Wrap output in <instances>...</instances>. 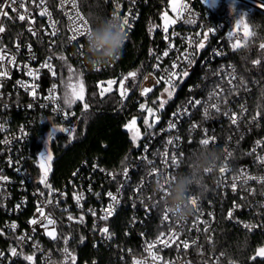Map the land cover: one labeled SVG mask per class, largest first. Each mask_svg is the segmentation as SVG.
Wrapping results in <instances>:
<instances>
[{"label": "built area", "instance_id": "built-area-1", "mask_svg": "<svg viewBox=\"0 0 264 264\" xmlns=\"http://www.w3.org/2000/svg\"><path fill=\"white\" fill-rule=\"evenodd\" d=\"M106 1L110 5L109 18L113 16L117 4L120 5L121 16L128 15L131 10L129 16L131 30L128 31L123 49L140 18L142 6L151 2L159 4L157 15L161 20V42L153 50L150 64L136 91L137 95L145 100L143 104L156 108L154 104H148L146 101L148 102L157 88L161 87L158 97L164 93L167 85L163 81L157 84L156 80L165 77L166 70L171 69L174 62L178 63V68L172 69L173 71H187L189 75L176 82V91L172 99L183 84L187 85V92L183 101L168 112L163 122L160 121L156 127L142 136L136 143L135 154L120 170L106 168L97 162L88 166L84 160L86 168L83 170L78 167L73 170L72 177L67 182L56 187L48 182L52 189L50 191L43 184L39 185L33 176V168L35 164L40 167L41 153H45L46 149L44 146L40 148V143L50 141L49 134L53 128L59 124L70 125L77 117L76 109L68 108L62 101L56 58L67 53L82 70L105 72L119 61L122 53L116 60L99 68L89 65L83 55L86 36L79 37L77 41L69 40L72 35L71 22L65 13L71 6L66 5L62 10L59 6L60 0H47L52 18L58 21V34L55 37L47 34L51 32L49 18L39 15L40 9L32 3V0H24V2L34 23L29 24L28 19L24 21L16 19L17 13L10 10L9 16L12 19L0 17V25L5 28V32L0 33V47L5 48L7 54L14 56L16 61L15 66L9 64L7 60L2 62L8 76L0 78V176L8 178L6 181L0 180V253L4 254L0 256V264H63L50 247V243L56 239L53 240L46 235L40 224L29 223L33 218H39L38 205L43 206L45 213H50L56 221L54 227L57 238L61 224L79 226L85 231L91 244L107 247L117 245L116 234L111 230V219L123 206H130L134 210L133 220L130 227L126 229V233L128 236H131V233L137 235L138 247L132 245L125 251L122 249L120 255L121 258L129 257L131 264H134L137 259L147 257L146 242L156 240L160 233H169L170 229L179 233L180 240H188L190 243L192 240H196L197 243L187 250H184L182 246L178 249L175 244L171 247L157 245L158 254L165 261H171L173 264H220L226 255L225 250L216 246V230L222 216L243 230L264 233V185L256 181H249L243 187L238 185L236 192H233L229 186L232 177L237 175L241 169L246 170L250 175L264 176V165L259 164L256 159L257 156H264V143L260 146L256 144L258 140L264 142V138L254 135V128L261 126L264 114L259 110L261 118L252 123L248 122L257 111L250 106L251 93L255 83H251L243 75L232 58L242 48L234 50L232 45L237 41L243 43L244 37V28L242 25L237 28V22L243 19L247 23V15L253 12L264 14V0H215L214 6H210L211 0H135L134 3H131L130 0ZM38 2L39 0H37ZM222 2L231 8L228 13L220 10ZM78 3L79 11L83 14L79 0ZM174 4L176 10L173 9ZM185 5L186 7H184ZM20 11L22 13L23 9ZM165 13L168 16L167 32L164 30L163 16ZM133 17L135 18L133 19ZM89 26L92 27L90 22ZM29 27H32L37 35H32L28 31ZM251 31L253 30L251 29ZM51 41H55V43L51 44ZM199 43H203L204 47L199 48ZM17 44L19 48H17ZM29 45H31V50H29ZM81 45H83L82 48ZM164 52H167L168 55L165 56ZM185 53L192 56V63L189 64L183 59ZM49 56L53 57L51 63L56 72L55 76L48 68L40 67ZM24 65H28L32 69H39L38 79L33 80V77L28 76V68H25ZM197 66L201 69L198 81L189 83L188 80ZM229 66L235 67L237 76L244 78L247 87L241 88L237 93L231 95L226 91L227 105L221 104L220 112L211 110L209 117L205 118L204 107L216 86L220 85L225 90L230 87L227 84L229 78L227 73L231 71ZM145 76L149 78L146 80ZM222 76L223 79H221ZM18 81L27 85L34 84L36 95L33 96L31 88L22 87ZM109 81L115 80L105 79L97 82L99 94L102 90L109 89ZM233 83L236 84L238 81H233ZM53 84L56 85L54 95L58 98L57 100L48 98ZM115 85L116 81L111 84L110 90L100 96L104 97L115 88ZM145 87L153 89L147 96L141 95V90ZM164 98L167 99L166 94H164ZM192 99L200 100L201 105H190L189 101ZM241 104L247 107V112L237 127L231 124L229 117L224 115V112L239 113ZM54 108L59 110L54 111ZM139 109H141V105ZM184 109H187V114L184 113ZM177 112H180L181 115L173 117V113ZM161 113L157 115L160 116ZM170 121L177 125L171 131L168 130ZM149 122H153V118ZM193 124H197L198 127L192 129ZM183 128L187 129L188 138L186 140L200 141L205 137V130L209 137L216 138L215 143H210L207 147H212L214 152L217 149L221 151L220 154L217 153L219 160L216 167L208 173L215 180L217 192L207 198L189 194L190 197L197 198L199 210H194L182 222H177L176 218L168 212L169 219L165 221L163 216L167 211L168 198L163 189H156V182L158 178L164 176L178 175L181 163L178 168L171 165L166 166L162 163V154L165 151L170 154H182L185 143ZM54 135L55 133L52 134V138ZM176 136L180 137L177 143L173 145L166 143ZM246 141L249 144L246 148L247 156L244 157L245 159L237 161L235 148H239ZM225 149L232 153V156L227 160H225L227 156ZM253 149H255L254 152ZM142 157L153 161V165H149L147 160ZM180 159L182 161V155ZM225 163L229 171L221 174L219 168ZM153 166L159 168L158 175H149ZM125 168L128 169L127 175L124 174ZM247 189H255V192L250 194ZM109 192L118 196L119 203L114 205V214L104 220L101 219L105 214L104 209L113 203L108 196ZM74 194L83 195V199L80 201L82 207L77 205L73 198ZM48 200H51L52 203L48 204ZM234 204L239 207L233 212V218L228 219V212ZM89 210H93L95 215ZM158 210L160 211L158 226L153 231L146 221L153 216L154 211ZM208 213H212L213 216L210 217ZM69 214L75 218L83 215L84 222L69 221L67 218ZM198 221H207L211 225L209 232L205 233L203 231L205 225ZM13 223L17 226L15 229L11 227ZM244 224L256 225V227L249 230L244 227ZM104 227L109 229L110 239L100 231ZM22 236L26 239L20 240L19 237ZM209 236L211 242H209ZM12 248H16L19 255L12 256ZM27 255L34 257L33 262L24 259ZM89 264H98V262L94 260ZM148 264H152L150 259ZM234 264L241 263L236 261Z\"/></svg>", "mask_w": 264, "mask_h": 264}, {"label": "trees", "instance_id": "trees-1", "mask_svg": "<svg viewBox=\"0 0 264 264\" xmlns=\"http://www.w3.org/2000/svg\"><path fill=\"white\" fill-rule=\"evenodd\" d=\"M79 1L81 10L92 27L101 19L110 17V5L106 0ZM158 8L157 2L142 6L140 18L119 61L105 72L82 70L67 53L61 54L66 58V63L59 59L61 55L56 58L63 103L65 83L69 77L68 65L76 73H83L85 91L84 101H77L70 107L77 111L76 120L69 125V128L75 129L73 136L69 137L68 133H57L50 141L40 143V148L48 145L51 150V171L48 174V182L53 187L67 182L76 168L81 167L84 170L86 168L84 160L88 166L97 162L106 168L120 170L136 152V144L131 139L132 133L125 127L133 118L136 119V126L140 129L142 136L149 131L144 124L145 111L139 109L145 100L137 95L136 91L150 64L153 50L161 42L162 31L161 20L157 15ZM220 8L226 13L231 10L223 2L220 4ZM247 23L255 36L248 42V47H242L232 58L243 75L251 83H255L251 93V108L260 110L264 114V50L259 48V44L264 42V14L260 12L248 14ZM256 59L261 60L260 65H253L252 61ZM200 70V67L197 66L188 80L189 83L198 81ZM129 72H136L137 76L135 79L129 77L123 82L127 95L122 99L120 95L121 80ZM105 79H114L116 85L113 90L101 97L96 84ZM160 92L161 87L154 91L146 103L153 104V99L156 100ZM186 92L187 85L183 84L178 89L176 96L165 105L158 123L163 122L168 112L183 101ZM84 103L89 105L87 111L83 109ZM154 105L158 107V104ZM53 122L55 123V120ZM224 124L226 125L225 122ZM182 131L185 135V143L182 148V161L178 175L189 173V163L193 154L202 149V145L196 139L186 140L188 138L187 129L183 128ZM254 135L264 138V115L261 126L254 128ZM248 145L246 141L239 148H235L237 161L247 156ZM208 149L214 151L212 147H208ZM220 152V149L216 150V153L220 154ZM41 174V167L35 164L33 176L39 185H41L39 183ZM216 192L217 187L213 176L201 172L190 186L188 195L195 194L207 198ZM133 213L134 210L130 206H123L111 219V230L116 234L117 245L115 246L107 247L100 244L94 246L81 227L61 224L58 238L50 243V247L63 264H65L63 252L65 247L75 255V264H89L94 260H97L98 264H131L129 257L121 258L120 254L122 249L125 251L129 246L138 247L137 235L131 233V236H128L126 233V229L130 227L133 220ZM159 214V210L154 211L153 216L146 221L153 231L158 226ZM221 218L216 230V246L225 250L226 255L220 264H234L236 261L241 264H264V257L256 256L255 259H252L257 250L264 247V233L248 232L225 220L223 216ZM65 237H68L67 244L64 241ZM68 264L71 262L68 261Z\"/></svg>", "mask_w": 264, "mask_h": 264}, {"label": "snow or ice", "instance_id": "snow-or-ice-1", "mask_svg": "<svg viewBox=\"0 0 264 264\" xmlns=\"http://www.w3.org/2000/svg\"><path fill=\"white\" fill-rule=\"evenodd\" d=\"M131 3H134L135 0H130ZM32 3H34L36 5L37 8L40 9L39 11V15L40 16H47L49 18V27L51 28V32L47 33L48 35L55 37L58 34V28H57V24L58 21L54 20L52 18V12L49 10L48 6H47V0H39V2L37 3V0H32ZM17 5H19V7H17ZM66 5H70V9L68 12L65 13V15L67 16L68 20L71 22L70 23V31L72 32V35L69 37L70 41H77L79 37H83L86 36V34L91 31V27L89 26V20L88 18H86L80 11H79V3L78 0H60L59 2V6L60 8L63 10L64 7ZM215 5V0H211V5L210 6H214ZM186 7V5L184 6ZM119 8L120 5L117 4L116 10L114 11L113 16L119 18L120 22H121V29L122 31L125 32L126 36H128V31L131 30V24L129 22V16L131 15V10H129V14L128 15H120L119 12ZM21 9H23V12L21 13ZM173 9L176 10V5H173ZM9 10L13 13H17L16 19L20 20V21H24L26 19L29 20V24L34 23V21L31 19V13L29 12L28 8L26 7V4L24 2V0H0V17H6L8 19H12L11 16H9ZM179 14V13H178ZM135 17H133L134 19ZM164 20H165V25H164V30L167 32L168 29V16L167 13L164 14L163 16ZM173 23L175 21H172ZM192 22V21H189ZM243 26L244 28V37H243V43L241 41H237L236 43H234L232 45L233 49H239L241 47H248V40L255 36V33L253 31H251V29L249 28L248 24L243 20H239L237 22V28H239L240 26ZM127 29V31H126ZM28 31L32 33V35H37L36 31H34L32 29V27L28 28ZM5 32V28L3 25H0V33H4ZM209 32H211V29H209ZM231 35V34H230ZM51 44H54L55 41H51ZM29 50H31V45L28 46ZM83 47V45H81V48ZM199 48H203L204 44L203 43H199L198 44ZM17 48H19V45L17 44ZM259 48L261 50H264V42H261L259 44ZM219 54V53H218ZM164 55L167 56L168 53L164 52ZM53 57L49 56L44 63L40 66L42 68H48L49 71L52 72V75L55 76L56 72L53 68V65L51 63ZM59 59L65 61L66 63V58L61 55L59 57ZM183 59L187 62V63H192V56H190L188 53H185L183 56ZM7 60L9 64H12L13 66H15L16 61H15V57L14 56H9L7 54V50L5 48L0 47V78L2 77H7L8 76V72L7 70H5L3 68V64L2 62ZM253 65H260L261 64V60L260 59H256L252 61ZM25 68H28L27 71V75L30 77H33V80L38 79V73H39V69H32L29 68L28 65H24ZM158 67V65H157ZM231 68V71L227 73V76L229 77L227 79V84L230 86L227 90H225L222 86L217 85L216 88L213 90V92L210 94L209 97V101L206 103L205 107H204V117L208 118L211 110H215L216 112H220L221 111V104L227 105L228 100L227 97L225 95V92L227 91V93L229 95L237 93L239 91V89L241 88H246L247 87V82L244 80V78L242 76H237L236 71H235V67L234 66H229ZM178 68V63L174 62L171 65V69L166 70V75L165 77H161L159 79L156 80V83L159 84L161 81H163L167 87H165L164 89V93L161 95V97H158L156 101H153V104H158V107L154 108V107H148L146 104H142L141 105V109L146 111L148 113V116L144 118V124L146 125L147 129H152L155 126V123L159 121V116L157 115V112L162 110L165 107V104L168 102V100L172 99L175 91H176V82L180 81L182 77H187L189 75V73L187 71H182V72H177V71H173L172 69H177ZM223 71V70H222ZM68 72H69V77H68V81L65 83V93H64V104L67 105L69 108L75 104L77 101H84V81H83V73H76V71L70 66L68 65ZM137 76L136 72H129L127 74V76H124L123 79L121 80V98L124 99L126 98L127 95V90L124 89L123 87V82L125 80H127L129 77L135 79ZM73 77H75V81H73ZM149 77L145 76L144 79H148ZM224 77L222 76L221 79H223ZM233 81H238V83L234 84ZM19 84H21L22 87H25L26 89L31 88V94L33 96L36 95V86L33 85H27L24 84L23 82H19ZM115 83V81H109V89H104L101 91V95L103 96L105 94V91L110 90V86L111 84ZM56 91V85L53 84L52 89H50V93H49V99L51 100H57L58 98L54 95ZM153 89L150 87H145L142 88L141 90V95L143 96H147L148 93L152 92ZM164 94H166L167 99L164 98ZM201 101L200 100H196V99H192L189 101V104L192 106H196V105H201ZM83 109L85 111H87L89 109V105L87 103L83 104ZM59 109L54 108V111H57ZM185 114H187V109L183 110ZM247 112V107L244 104L240 105V112L236 113V112H224V115H227L230 119V122L232 125H236L237 127L239 126V122L240 120L244 117V114ZM181 113L177 112V113H173V117H178L180 116ZM149 118H153V122L149 123ZM261 118V112L259 110L256 111V113L251 117V120L248 121L249 123L255 122L258 119ZM125 127L132 133L131 135V139L133 141L134 144H136L141 138H142V133L140 132V129L136 126V119L133 118L129 124L125 125ZM177 127L175 122H169L168 125V130L171 131L173 129H175ZM198 125L197 124H193L192 125V129L197 128ZM53 131H59V132H66L69 134V137H72L75 129L74 128H66V127H60V128H53ZM147 134V133H145ZM52 138V133L49 134V139ZM180 137L176 136L174 138L169 139L166 143L168 145H173L175 143H177V141H179ZM215 137H209L207 135V130H205V137L202 138L199 143L201 145H206L208 146L210 143H215ZM5 143H7V141H5ZM262 143V141H257L256 144L257 146H260ZM255 151V149H253V152ZM225 152L227 153V156L225 157V160H227L228 157L232 156V153L229 152L227 149H225ZM182 154L179 153H172L170 154L168 151H165L162 156V163L166 166L171 165L173 167L178 168L180 166L181 163V157ZM51 154L48 153L45 159V153H41V176L39 179V183L43 184L46 188H49L50 191L51 189V185L48 184V174L51 171ZM142 159L147 160V157H142ZM257 161L259 164L264 165V156H257L256 157ZM147 163L149 165H153V161L151 160H147ZM229 171V168L227 167V164H223L220 166L219 168V172L221 174H225L226 172ZM128 169L125 168L124 169V174L127 175ZM211 171L206 170V173H209ZM160 173L159 168L153 166L151 168V171L149 173V175H158ZM75 175V173H74ZM114 175V174H113ZM175 175H169L167 176V179L169 181H172L175 179ZM8 178L5 176H0V180H7ZM249 181H256L257 183L264 185V176H254V175H250L246 170L241 169L239 171V173L235 176L232 177V182L229 185L232 189L233 192L237 191L238 185L240 187H243L244 185H247ZM163 189V188H162ZM249 191L250 194L255 192V189H247ZM138 191V190H137ZM108 196L110 197L111 201L113 202L112 204H109V206L104 209V216L101 217V219L107 220L109 217H111L114 214V205L119 203L118 200V196L117 195H113L111 192L108 193ZM73 198L76 200L77 205H80V201L83 199V195L82 194H74ZM190 201L193 205L194 210H199V204H198V200L195 197H191ZM48 204H51L52 201L48 200L47 201ZM239 205L234 204L233 208L229 210L228 212V219H232L233 218V212L235 211L236 208H238ZM92 212L93 215H95V212L93 210H89ZM37 212L39 213V218H33L32 220L29 221L30 224L32 225H37L40 224V226L42 228H44L45 230V234L48 235L50 238H52L53 240L57 239V232L56 229L54 227L56 221L52 218L50 213H45L44 211V207L38 205L37 206ZM168 211L165 212L163 219L165 221H167L169 219L168 217ZM208 215L211 217L213 216L212 213H208ZM68 220L69 221H73L75 220L77 223H83L84 222V216L81 215L79 218H75L73 217L71 214L68 215ZM198 223H203L205 226L203 228V231L205 233L209 232L211 225L207 222V221H198ZM52 226V227H50ZM12 229H15L17 226L13 223L11 225ZM244 227L251 230L253 228L256 227V225H250V224H244ZM197 230H199V228H197ZM33 231H35V229H33ZM103 234H105L107 236V238H111V233H109V229L107 227H104L103 229L100 230ZM20 240H24L26 239V237L22 236L19 237ZM83 239V238H82ZM209 242H211V237L209 236ZM67 240L68 237L64 238L65 244H67ZM178 241V243H177ZM196 240H192L191 243L188 240H180L179 239V233L171 230L169 231V233H160L156 240L151 241V242H146V247H145V252L148 254L147 257H144L142 259H137L134 261V264H148L149 259L152 261V264H173V262L171 261H165L163 259V257H161L158 253H159V249L157 248V245H163L164 247H171L173 244L176 245V247L179 249L181 246L183 247L184 250H187L189 247L196 245ZM64 252V260H65V264H68V261L71 262V264H75L76 262V257L74 254H72L69 249L67 247H65L63 249ZM3 253H0V256H3ZM11 255L12 256H17L19 255V253L17 252L16 248H12L11 249ZM221 255H223V253H221ZM256 256L259 257H264V247H261L257 250L256 254L254 257H252V259H255ZM25 260L29 261V262H33L34 257L32 255H27L24 257Z\"/></svg>", "mask_w": 264, "mask_h": 264}, {"label": "clouds", "instance_id": "clouds-1", "mask_svg": "<svg viewBox=\"0 0 264 264\" xmlns=\"http://www.w3.org/2000/svg\"><path fill=\"white\" fill-rule=\"evenodd\" d=\"M127 36L121 29L119 18L101 19L91 31L86 34L84 57L86 62L94 68L116 60L122 53ZM52 134L55 132L51 131ZM219 156L216 152L202 145L201 151L194 153L189 163V173L180 174L169 181L167 176L158 178L156 189L163 188L167 199V211L176 218L177 222L186 220L194 211L188 195L190 186L197 176L206 170L212 171L216 167ZM167 185V187H165Z\"/></svg>", "mask_w": 264, "mask_h": 264}, {"label": "rangeland", "instance_id": "rangeland-1", "mask_svg": "<svg viewBox=\"0 0 264 264\" xmlns=\"http://www.w3.org/2000/svg\"><path fill=\"white\" fill-rule=\"evenodd\" d=\"M78 73H79V72H78ZM73 81H75V77H73ZM60 127H66V128H69V125H67V124H59V125L56 126L55 128H60ZM57 133H66V132H59V131H56L55 134H57ZM48 153L51 154V150H50L49 146L47 145V146H46V149H45V159H46V156H47ZM51 156H52V154H51Z\"/></svg>", "mask_w": 264, "mask_h": 264}, {"label": "water", "instance_id": "water-1", "mask_svg": "<svg viewBox=\"0 0 264 264\" xmlns=\"http://www.w3.org/2000/svg\"><path fill=\"white\" fill-rule=\"evenodd\" d=\"M164 109H165V108H163L162 110L158 111L157 114L160 113V112H163ZM147 116H148V113L146 112V117H147ZM151 119H152V118H149V120H151ZM157 125H158V122L155 123V126H154V127H156ZM47 182H48V181H47Z\"/></svg>", "mask_w": 264, "mask_h": 264}, {"label": "flooded vegetation", "instance_id": "flooded-vegetation-1", "mask_svg": "<svg viewBox=\"0 0 264 264\" xmlns=\"http://www.w3.org/2000/svg\"><path fill=\"white\" fill-rule=\"evenodd\" d=\"M141 121V120H140ZM140 121H138V122H140Z\"/></svg>", "mask_w": 264, "mask_h": 264}]
</instances>
